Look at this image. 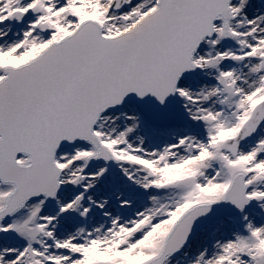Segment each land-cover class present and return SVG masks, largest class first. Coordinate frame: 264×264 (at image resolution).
I'll return each instance as SVG.
<instances>
[{"label":"snow or ice","instance_id":"obj_1","mask_svg":"<svg viewBox=\"0 0 264 264\" xmlns=\"http://www.w3.org/2000/svg\"><path fill=\"white\" fill-rule=\"evenodd\" d=\"M0 264H264V0H0Z\"/></svg>","mask_w":264,"mask_h":264}]
</instances>
